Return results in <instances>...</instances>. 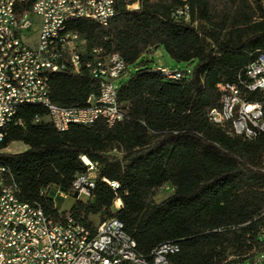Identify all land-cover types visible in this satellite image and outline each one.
I'll use <instances>...</instances> for the list:
<instances>
[{
    "label": "trees",
    "instance_id": "1",
    "mask_svg": "<svg viewBox=\"0 0 264 264\" xmlns=\"http://www.w3.org/2000/svg\"><path fill=\"white\" fill-rule=\"evenodd\" d=\"M115 10L107 28L78 20L68 32L127 66L118 90L125 121L60 134L46 110L21 107L0 130V153L27 148L0 154L10 186L57 224L71 218L92 229L94 219L119 221L148 260L174 243L180 252L169 264H264V136L234 138L209 120L222 104L218 87L239 85L264 55V0H116ZM157 50L191 67L190 75L174 81L153 69L144 58ZM48 86L53 104L66 109H85L100 95L88 71L50 75ZM249 100L264 105L262 95ZM83 159L99 164L95 190L60 213L47 194L75 200L73 184L87 174ZM165 187L173 193L157 204Z\"/></svg>",
    "mask_w": 264,
    "mask_h": 264
},
{
    "label": "built area",
    "instance_id": "2",
    "mask_svg": "<svg viewBox=\"0 0 264 264\" xmlns=\"http://www.w3.org/2000/svg\"><path fill=\"white\" fill-rule=\"evenodd\" d=\"M115 6L116 0H0V130L12 124L11 115L25 103H43L48 122L60 134L73 126L91 127L103 121L114 128L125 121L118 90L128 75L127 66L117 55L103 57L100 51H89L78 35L68 32V23L78 20L109 25L116 16ZM44 33H56V41L47 42ZM83 71L99 83V97L90 99L85 109L54 105L49 76H79ZM160 71L172 80L184 76ZM238 82L218 87L222 104L209 120L234 138L252 141L264 136V105L249 100L253 95L264 98V55ZM83 162L87 174L74 182L72 191L75 201L87 202L100 167L87 159ZM105 183L115 192L120 189L116 182ZM121 207L117 202L114 210ZM179 252L178 245L168 243L157 248L150 260L140 256L117 220L92 229L71 218L57 224L40 208L21 202L9 184L7 170L0 167V264H169V258Z\"/></svg>",
    "mask_w": 264,
    "mask_h": 264
},
{
    "label": "rangeland",
    "instance_id": "3",
    "mask_svg": "<svg viewBox=\"0 0 264 264\" xmlns=\"http://www.w3.org/2000/svg\"><path fill=\"white\" fill-rule=\"evenodd\" d=\"M35 37H38V34L35 35ZM144 61L149 62L150 66L155 69L156 71L160 70H169L171 73H185V72H192V68L188 67L185 64H178L175 61H173L163 50H157L153 53L147 55L144 58ZM126 81V77L123 78ZM27 151V148L20 144H14L12 145L8 150L4 152L6 155H18L25 153ZM172 190L170 188H164L162 191H160L156 198L155 202L157 204L162 203L166 199H168L172 195ZM48 197L54 200V204L56 207V210L60 213H65L70 211L73 205V200L68 197V199L64 200L61 198L60 194L56 190H50L48 192ZM96 225H98L97 219L93 220Z\"/></svg>",
    "mask_w": 264,
    "mask_h": 264
},
{
    "label": "bare ground",
    "instance_id": "4",
    "mask_svg": "<svg viewBox=\"0 0 264 264\" xmlns=\"http://www.w3.org/2000/svg\"><path fill=\"white\" fill-rule=\"evenodd\" d=\"M95 24L98 25L99 27H102V28H107L109 26V25H106L105 23H95ZM68 25H69V23H68ZM44 40H47V42H55L56 41V33H44ZM159 72L164 75L163 71H159ZM170 80H172V79H170ZM174 81H179V80H174ZM25 106H37V107H40V108L45 110V105H43V103H25ZM17 112L18 111H15L11 115V123L14 121V118L16 117ZM0 142H2V141H0ZM4 152H1L0 154H2ZM0 167H3V166L0 165ZM78 181H79V177L76 179L75 182H78ZM165 188H167V187H165Z\"/></svg>",
    "mask_w": 264,
    "mask_h": 264
},
{
    "label": "water",
    "instance_id": "5",
    "mask_svg": "<svg viewBox=\"0 0 264 264\" xmlns=\"http://www.w3.org/2000/svg\"><path fill=\"white\" fill-rule=\"evenodd\" d=\"M185 76H189V72H185L183 73Z\"/></svg>",
    "mask_w": 264,
    "mask_h": 264
},
{
    "label": "crops",
    "instance_id": "6",
    "mask_svg": "<svg viewBox=\"0 0 264 264\" xmlns=\"http://www.w3.org/2000/svg\"><path fill=\"white\" fill-rule=\"evenodd\" d=\"M96 178V177H95ZM57 191V190H56ZM60 193V192H59ZM74 202H73V205H74V203L76 202L75 200H73ZM73 205H72V207H73ZM71 210V209H70Z\"/></svg>",
    "mask_w": 264,
    "mask_h": 264
}]
</instances>
